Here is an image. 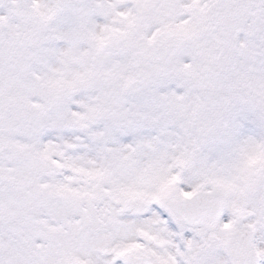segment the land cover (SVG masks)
<instances>
[{
	"label": "snow or ice",
	"instance_id": "obj_1",
	"mask_svg": "<svg viewBox=\"0 0 264 264\" xmlns=\"http://www.w3.org/2000/svg\"><path fill=\"white\" fill-rule=\"evenodd\" d=\"M0 264H264V0H0Z\"/></svg>",
	"mask_w": 264,
	"mask_h": 264
}]
</instances>
